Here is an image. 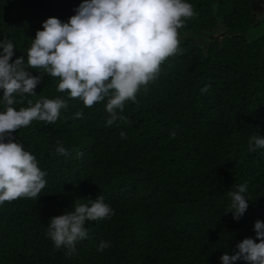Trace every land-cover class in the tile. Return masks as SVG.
<instances>
[{"label": "trees", "instance_id": "16d2710c", "mask_svg": "<svg viewBox=\"0 0 264 264\" xmlns=\"http://www.w3.org/2000/svg\"><path fill=\"white\" fill-rule=\"evenodd\" d=\"M253 1L186 0L195 14L178 30L182 51L135 102H125L127 123L106 127L107 100L85 107L46 73L36 95L15 94L17 110L41 98L61 97L68 106L53 124L34 120L13 133L46 172V186L37 199L0 205V264H222L245 238L259 242L264 149L249 152L248 142L264 136V0L258 13ZM82 2L0 0V40L10 39L12 59L23 55L27 64L42 23L67 22ZM2 97L0 89V111ZM58 142L70 155L56 154ZM245 183L249 207L235 220L226 214L228 192ZM98 195L114 215L86 222L88 235L71 255L57 249L47 234L50 218ZM102 241L110 246L101 252Z\"/></svg>", "mask_w": 264, "mask_h": 264}, {"label": "clouds", "instance_id": "9594fccd", "mask_svg": "<svg viewBox=\"0 0 264 264\" xmlns=\"http://www.w3.org/2000/svg\"><path fill=\"white\" fill-rule=\"evenodd\" d=\"M67 22L50 17L37 30L27 51V64L22 55L15 60V47L10 39L0 40V89L6 105L0 111V205L20 198L37 199L46 186V172L38 166L36 157L15 141L13 136L32 121L55 123L67 102L61 97L41 98L19 110L15 94L36 95L35 89L46 73L59 78L58 92H66L72 99H79L85 107L107 100L109 114L105 126L125 121V102L136 101V95L144 86L157 79L161 65L169 57L180 53L179 29L194 16V10L186 0H83ZM28 69H42L40 75H32ZM209 85L201 89L207 93ZM82 112L75 117L82 118ZM174 138L176 133L171 132ZM122 139L127 134L121 131ZM264 149V136L252 135L248 151ZM57 155L70 153L59 144ZM82 155V153H81ZM248 185L241 184L236 191H229L230 204L226 211L239 220L249 207L245 193ZM113 209L105 203L103 195L75 203L72 210L50 218L47 234L59 249L75 251V244L88 233V221L110 219ZM256 240L245 238L237 243L232 254L224 253L222 264H264V221L254 224ZM110 246L102 241L98 251Z\"/></svg>", "mask_w": 264, "mask_h": 264}, {"label": "rangeland", "instance_id": "374dc122", "mask_svg": "<svg viewBox=\"0 0 264 264\" xmlns=\"http://www.w3.org/2000/svg\"><path fill=\"white\" fill-rule=\"evenodd\" d=\"M258 4H259V2L257 1V0H254L253 1V5H254V8L256 9V11H257V13H258Z\"/></svg>", "mask_w": 264, "mask_h": 264}]
</instances>
